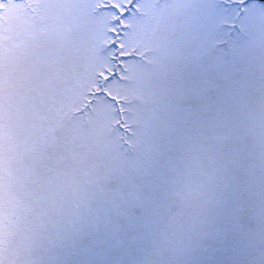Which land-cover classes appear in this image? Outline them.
<instances>
[{
	"label": "snow or ice",
	"instance_id": "1",
	"mask_svg": "<svg viewBox=\"0 0 264 264\" xmlns=\"http://www.w3.org/2000/svg\"><path fill=\"white\" fill-rule=\"evenodd\" d=\"M0 264H264V0H0Z\"/></svg>",
	"mask_w": 264,
	"mask_h": 264
}]
</instances>
